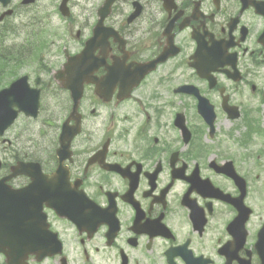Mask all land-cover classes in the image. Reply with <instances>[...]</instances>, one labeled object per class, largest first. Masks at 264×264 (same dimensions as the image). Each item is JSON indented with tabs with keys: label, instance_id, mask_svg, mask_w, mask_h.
I'll return each instance as SVG.
<instances>
[{
	"label": "flooded vegetation",
	"instance_id": "obj_1",
	"mask_svg": "<svg viewBox=\"0 0 264 264\" xmlns=\"http://www.w3.org/2000/svg\"><path fill=\"white\" fill-rule=\"evenodd\" d=\"M38 4L0 0L5 47L40 55L0 68V91L30 84L6 111L41 99L0 127V229L24 210L64 245L29 264H264V0Z\"/></svg>",
	"mask_w": 264,
	"mask_h": 264
},
{
	"label": "water",
	"instance_id": "obj_2",
	"mask_svg": "<svg viewBox=\"0 0 264 264\" xmlns=\"http://www.w3.org/2000/svg\"><path fill=\"white\" fill-rule=\"evenodd\" d=\"M17 88V85L14 84L10 87L7 93L3 91L0 92V113L2 112V115L5 114L4 116H7L8 113H5V111H3L6 108V105L4 103L6 94L12 93ZM25 105H27V103H23V105L21 106L24 109H27ZM26 111L27 113H34L31 108H28ZM34 111L37 112V104L34 106ZM22 223L20 224L18 231H16L15 229H9L8 231L0 230V251L5 252L7 259L11 264H28L26 260L31 253H35L37 255V258L42 259L47 255H54L62 251V243L60 242L56 234H47L45 237L47 238L45 242L46 244H44V242L42 244L36 240L39 232H37L36 229H34V232L32 230L30 232V230L28 229L26 218L22 219ZM32 235H34L35 238L31 239Z\"/></svg>",
	"mask_w": 264,
	"mask_h": 264
},
{
	"label": "rangeland",
	"instance_id": "obj_3",
	"mask_svg": "<svg viewBox=\"0 0 264 264\" xmlns=\"http://www.w3.org/2000/svg\"><path fill=\"white\" fill-rule=\"evenodd\" d=\"M49 1L50 0H40V4H39V6H46L48 3H49ZM24 38H12V40L11 41H9L10 43H12V42H16L17 41V43L18 44H21L20 42L23 40ZM42 126V124L40 123V122H35V129H38V128H40ZM45 130H51V128H50V126H46V128H45ZM1 260H3V257H1L0 256V262H1ZM48 264H56L55 262H53V261H51L50 263H48Z\"/></svg>",
	"mask_w": 264,
	"mask_h": 264
}]
</instances>
